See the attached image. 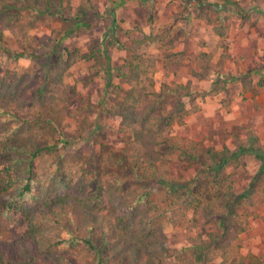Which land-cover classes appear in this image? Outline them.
<instances>
[{
  "label": "rangeland",
  "instance_id": "1",
  "mask_svg": "<svg viewBox=\"0 0 264 264\" xmlns=\"http://www.w3.org/2000/svg\"><path fill=\"white\" fill-rule=\"evenodd\" d=\"M66 1L63 15L51 18L28 10H11L24 27L14 33L6 31L0 40V72H11L27 64L37 67L35 61H29L26 56L14 58L7 50L43 55L46 51L42 45L47 44L50 50L54 43L61 42L75 53L63 82L43 84L40 96L22 110L21 116L26 121L9 119L20 130L29 125L42 129L39 139L42 149L33 158L34 179L35 173L42 171L41 162H46V171L53 174L55 186L62 185L59 192L63 193L65 186L83 171L89 177L86 200L93 199L91 203L96 206L105 201L102 192L101 197H96L101 191L98 185L104 190L107 181H114L126 195L147 193L149 199L163 207H170L172 200L158 182L161 177L173 181L181 191L190 185L193 194L218 209L216 197L227 183L237 193L255 188L253 204L237 206V220L244 229L238 235L233 255L227 260L217 255L206 264H264V183L254 182L257 169L254 158L245 156L238 165L227 166L222 174L223 185L220 179L216 183L211 177L195 180L206 149H236L250 134L255 135L256 143L264 145V0H154L152 22L148 21V6L136 0H92L94 7L106 10L102 17L88 18L89 27L75 17L82 1ZM240 14L247 16V20ZM113 19L120 46L112 32L105 33ZM167 22L184 29L172 49H164L157 42H145L130 50L141 35L138 29L150 34ZM204 51L213 54L211 70L231 78L218 94L201 98L199 93L207 89L209 81L194 78L192 71L198 69V56ZM129 60L142 63L141 75L151 76L156 88L163 81L190 80L191 90L195 92L193 97L184 99L181 119L165 132L167 143H178L179 150L154 163L149 168L150 178L146 179L139 178L141 169L124 157L131 149L130 129L103 108L121 100L144 101V80L124 81L116 77L113 69ZM106 63L111 67L107 82ZM90 76L92 80L88 81ZM173 97L162 98L165 108ZM4 119L0 116V125ZM191 151L196 159L190 158ZM108 152L120 158L117 165L107 164ZM18 156L23 158L21 163L30 159L28 153ZM113 175L119 177L117 181ZM17 190L12 188L0 194V243L15 240L25 230L14 202L29 195L20 196ZM174 215L179 219L177 224L164 228L169 259L174 264H201L194 259L186 237L192 235L210 241L222 233V228L217 223L197 225L191 208ZM60 234L63 242L59 254L75 262L80 240L70 224ZM96 256L94 260L85 258L84 264H94Z\"/></svg>",
  "mask_w": 264,
  "mask_h": 264
},
{
  "label": "trees",
  "instance_id": "2",
  "mask_svg": "<svg viewBox=\"0 0 264 264\" xmlns=\"http://www.w3.org/2000/svg\"><path fill=\"white\" fill-rule=\"evenodd\" d=\"M81 1L75 17L85 27H89L91 22L88 18L95 19L102 17V14L94 7L92 0ZM136 1L148 6V21L152 22L154 0ZM66 3V0H0V40L6 31L14 33L24 27V23L11 10H28L35 15L51 18L62 16ZM240 16L243 20L248 18ZM116 29L113 19L105 33L112 32L115 42L120 46L122 43L116 37ZM138 30L141 35L130 50H135L145 42H157L164 49H172L177 38L184 34L182 27L170 22L161 24L150 34ZM42 46L46 51L43 55H26L7 50L14 58L26 56L29 61H35L37 67L27 64L11 72H0V116L5 118L0 125V194L13 188L18 189L20 196L29 195L27 199L19 198L14 202L18 220L25 224V230L15 240L0 243V264H84L85 258L94 260L95 255L97 260L94 264H174L169 259L164 228L177 224L179 219L174 215L176 212L184 213L190 208L193 209L197 225L217 223L222 228V233L210 241L192 235L186 237L188 246L193 248L194 259L201 264H206L217 255L223 260L229 259L233 255L238 235L244 229L237 220V206L252 205L255 188H246L237 193L227 183L220 196L216 197L218 209L209 201L200 200L193 194L190 185H185L181 191L173 181L161 177L158 182L166 188L172 200L170 207H163L149 199L147 193L126 195L114 181H107L104 190L103 186L98 185L101 191L96 197L104 193L105 201L96 206L91 203L93 199L86 200L89 197V177L83 171L65 186L63 193L59 192L62 185L55 186L53 174L46 171V162H41L42 171L40 174L35 173L37 178L34 179L33 158L42 149L39 145L42 129L38 125H29L20 130L9 119L26 121L21 116L25 106L40 96L44 90L43 84L62 83L75 58L74 51L64 47L61 42L54 43L50 50L47 44ZM212 55L211 52H201L198 69L192 71L194 78L209 81L207 89L199 93L201 98L218 94L225 88L228 78H231V75L211 70ZM107 66L105 82L111 76L110 64ZM142 67L141 62L129 60L113 69L116 77L124 81L138 83L144 80V101L121 100L103 108L109 115L120 118L121 123L130 129L131 149L126 151L124 157L136 163L142 172L139 178L146 179L150 178L149 168L154 163L179 150L178 143H167L165 132L181 119L185 111L184 99L193 97L195 92L191 90L190 80L184 83L163 81L156 88L151 76L141 75ZM39 72H43L40 77L36 76ZM87 80H92V76ZM168 95L174 97L170 106L165 108L162 98ZM256 142L255 135L250 134L246 142L236 149H206L201 166L195 173V180L211 177L216 183L220 179L223 185L222 174L226 167L238 165L242 157L252 156L257 163L254 182L264 183V145ZM24 153L30 155L27 163H21L23 158L18 156ZM189 156L196 159L192 151ZM119 159L112 152L106 154L109 166L117 165ZM23 174L28 175L23 177ZM113 176L117 181L119 177ZM119 209H125L126 212H120ZM67 224L72 226L81 244L75 251V262L59 254V245L63 242L60 233Z\"/></svg>",
  "mask_w": 264,
  "mask_h": 264
},
{
  "label": "crops",
  "instance_id": "3",
  "mask_svg": "<svg viewBox=\"0 0 264 264\" xmlns=\"http://www.w3.org/2000/svg\"><path fill=\"white\" fill-rule=\"evenodd\" d=\"M97 9L98 11H100L101 14H104V11L106 10V9H101V8H97Z\"/></svg>",
  "mask_w": 264,
  "mask_h": 264
}]
</instances>
